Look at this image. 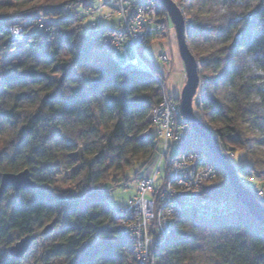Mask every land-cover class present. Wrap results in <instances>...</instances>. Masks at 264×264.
<instances>
[{"label": "trees", "instance_id": "16d2710c", "mask_svg": "<svg viewBox=\"0 0 264 264\" xmlns=\"http://www.w3.org/2000/svg\"><path fill=\"white\" fill-rule=\"evenodd\" d=\"M74 3L0 0V180L28 169L37 184L33 192L9 189L2 198L0 264H136L109 194L138 182L160 150L152 110L165 79L154 67V75L123 70L102 53L99 44L112 29L60 20L19 44L5 30L38 14L61 19ZM177 3L200 66L195 102L202 119L220 146L250 156L241 176L264 179V0ZM186 149L203 153L216 171L202 194L228 200L237 211L209 222L183 214L155 246L156 264H264V226L236 199L197 134L191 132ZM60 168L74 189L55 188ZM47 226L52 230L44 234ZM28 235L47 241L38 257L12 258L10 248Z\"/></svg>", "mask_w": 264, "mask_h": 264}, {"label": "built area", "instance_id": "2783aa9c", "mask_svg": "<svg viewBox=\"0 0 264 264\" xmlns=\"http://www.w3.org/2000/svg\"><path fill=\"white\" fill-rule=\"evenodd\" d=\"M163 10L157 0H76L64 7L61 19L38 14L5 30L10 41L19 44L27 33L49 32L51 25L60 20L83 26L90 22V29L97 30L101 21L118 17V29L101 40L99 50L108 54L123 70L154 75L152 64L140 49L145 43L166 35L168 25L161 17ZM128 50L132 51V57ZM158 62L169 65L171 59L162 54ZM160 86L162 99L152 110V125L161 140L160 150L137 182L135 196L123 207L111 206L129 239L136 264H156L155 246L167 241L183 214L192 211L199 221L209 222L229 218L237 211L228 200L202 194V185L213 180L216 171L203 153L186 149L192 128L180 118V104L170 96L166 83ZM224 152L233 161L234 154ZM238 177L241 185L264 206V187L260 178L244 177L239 171Z\"/></svg>", "mask_w": 264, "mask_h": 264}, {"label": "water", "instance_id": "95a60500", "mask_svg": "<svg viewBox=\"0 0 264 264\" xmlns=\"http://www.w3.org/2000/svg\"><path fill=\"white\" fill-rule=\"evenodd\" d=\"M157 1L164 10H166L174 24L180 56L185 65L187 83L181 97L178 98L182 117L185 122L190 124L193 133L197 134L203 140L213 160L223 168L228 178L230 189L235 194L236 199L257 222L264 226V206L241 185L238 177L239 168L234 165L233 161L222 150L215 132L195 113L194 102L201 87V71L199 63L188 45V23L185 16L181 8L173 0ZM9 189H13L16 192L35 191L37 189V184L33 179L32 172L26 169L19 173L2 174L0 180V203L4 194ZM51 230L52 226H47L43 233L47 234ZM36 240V235H28L21 238L10 248V256L15 259H22Z\"/></svg>", "mask_w": 264, "mask_h": 264}, {"label": "rangeland", "instance_id": "374dc122", "mask_svg": "<svg viewBox=\"0 0 264 264\" xmlns=\"http://www.w3.org/2000/svg\"><path fill=\"white\" fill-rule=\"evenodd\" d=\"M175 2V1H174ZM176 4L177 3V0L175 2ZM94 6H98V3H94ZM179 6V5H178ZM183 12V11H182ZM166 10L162 12L161 14V17L162 18H165L166 20V24L168 25V29H167V32H166V35L161 37L160 39L158 40H163L164 38H167L168 35L170 36H173V50L175 52V54L181 58L180 56V52H179V47H178V40H177V34H176V30H175V27H174V24L171 20V18L169 17L168 15V18L166 19ZM184 15V13H183ZM185 16V15H184ZM186 19V18H185ZM187 21V20H186ZM84 27L86 29H90V22H85L84 24ZM104 28H108V29H112V30H117L118 29V17H115L113 20L111 21H101L99 23V26L97 28V30H101V29H104ZM188 30V29H187ZM156 40V41H158ZM128 55L130 57L133 56V53L131 50H128ZM171 59V62L169 65H164V76L163 78L165 79L164 83H166L167 85V88L169 89L168 87V84H167V80H168V76L169 74L173 71V65H172V55H168ZM182 60V59H181ZM186 83H187V78H186ZM173 82H170V88H173ZM172 86V87H171ZM186 86V84H185ZM185 86L179 90V91H176L175 89V98H180L181 97V94L185 88ZM201 91H202V88L200 87L199 89V92H198V95H197V98L195 99V101L199 98L200 94H201ZM173 98V97H172ZM174 99V98H173ZM179 104H180V101H179ZM194 110H195V113L202 118L201 116V113L200 111L198 110V107H197V104L196 102H194ZM180 118L183 119L182 115L180 114ZM152 133L153 134H156V128H152ZM222 150L223 151H228L230 154H234V158H233V163L234 165L236 166V155L238 153H245V155L248 156L249 158V162L250 164H252V160L250 158V156L246 153V151H236V152H230L227 148H224L222 147ZM264 151V149H263ZM237 167V166H236ZM163 173H164V168H163ZM257 177V176H256ZM55 178H56V181H55V188L58 190V191H61V190H71V189H74V185L73 183L70 181V176H68V173L60 168L59 171H56L55 172ZM259 178V177H257ZM259 180H261V184L262 186L264 187V179L263 178H260ZM136 187H137V182H131L127 187H119L117 189H115L114 191H112L110 194H109V204L110 206L112 207H123L125 206L128 201L130 200V198L132 196H134L135 192H136ZM51 232V231H50ZM49 233V232H48ZM44 236L40 235L39 237H37V240L33 243L32 247L30 248V250L28 251V253L26 254V256L29 254L31 255L30 258H29V261H35V259L38 257L39 255V252L40 250L42 249L43 245L45 243H47L46 239L43 238ZM19 241V240H18ZM17 241V242H18ZM52 264H58L57 262L55 263H52Z\"/></svg>", "mask_w": 264, "mask_h": 264}, {"label": "crops", "instance_id": "0c3cea01", "mask_svg": "<svg viewBox=\"0 0 264 264\" xmlns=\"http://www.w3.org/2000/svg\"><path fill=\"white\" fill-rule=\"evenodd\" d=\"M162 54L172 55L173 71L168 76L167 84L169 87L168 92L170 96L175 98V89L176 91H179L186 84V72L183 61L175 54L173 50V36L168 35V37L164 38L163 40L153 42L148 48L144 50L143 53V55L150 61L152 66L157 69L162 76H164V65L158 62V58ZM170 82H173V88H170ZM235 160L237 168H249L252 166V164L249 162L248 156L243 152L238 153ZM134 196H132L130 200Z\"/></svg>", "mask_w": 264, "mask_h": 264}]
</instances>
